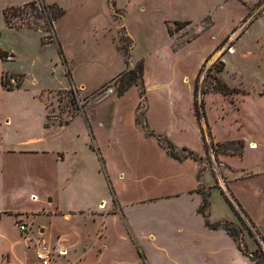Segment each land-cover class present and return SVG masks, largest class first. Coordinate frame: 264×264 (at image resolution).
Instances as JSON below:
<instances>
[{
    "label": "rangeland",
    "instance_id": "374dc122",
    "mask_svg": "<svg viewBox=\"0 0 264 264\" xmlns=\"http://www.w3.org/2000/svg\"><path fill=\"white\" fill-rule=\"evenodd\" d=\"M30 2L55 4L63 11L52 22V33L34 28L46 25L35 8H23ZM6 9H10V23L21 29L7 27L3 17ZM0 51L7 55L0 57V122L8 121L4 137L33 136L36 125L65 124L85 108L97 112L103 106L119 103L118 122L125 120L123 124L131 128L128 135H137L133 130L142 128L147 136L145 73L159 88L151 93L155 106L150 113L152 130L165 134L177 145L190 146L197 154L203 148L199 157L187 147L173 145L181 156L188 155L183 148L192 152L200 174L207 173L203 180H211L210 187L199 186L197 190L206 198L205 213H209L212 203L210 220L228 221L232 216L228 222L238 231L242 253L249 259L264 257V240L236 204L228 185L232 176L219 161L223 149L228 154H241L238 140H225L240 139L247 133L244 126L249 112L258 108L264 114V0H0ZM220 62L223 71H218ZM138 64L142 72L137 73V82L119 96V77ZM216 79L240 92L223 100L213 90ZM195 85L194 113L199 126L191 108ZM130 90V95L119 102ZM242 90L247 94L240 95ZM133 104L134 123L141 128L130 123ZM242 123L244 128L239 125ZM53 128V139H57L59 129L55 125ZM81 128V123L70 124L68 131ZM212 129L220 141L214 138ZM129 163L132 177L124 185L126 189L148 191L163 182L170 184L156 177L161 161L152 175L149 168L145 169L143 182L138 177L141 162L135 158ZM122 165V160L113 158L110 168H105L116 178ZM104 180L107 196L110 186ZM120 190L125 192L123 186ZM223 196L232 202L241 222L233 212L230 216ZM256 217L264 229V213ZM30 233L31 247H44L33 229ZM51 249L55 254L56 249ZM65 258L58 260L62 263Z\"/></svg>",
    "mask_w": 264,
    "mask_h": 264
},
{
    "label": "crops",
    "instance_id": "0c3cea01",
    "mask_svg": "<svg viewBox=\"0 0 264 264\" xmlns=\"http://www.w3.org/2000/svg\"><path fill=\"white\" fill-rule=\"evenodd\" d=\"M144 86L147 136L134 123L135 102L130 123L141 130H133L134 136L128 135L131 128L123 124L124 119L118 122L120 103L97 112L85 108L65 124L36 125V133L26 138L4 137L8 121L0 122V264H39L37 247H31L32 229L43 246L56 249L55 255L66 253V258L59 257L66 259L64 264H255L224 230L205 225L199 212L202 196L197 190L199 186L210 187L211 180H203L207 173L200 174L195 160L178 161L161 146L158 138L191 149L152 130L150 113L155 106L151 93L159 88L145 73ZM242 91L240 95L247 94ZM193 105L191 99L199 126ZM260 112L253 109L245 126L239 124L247 127L240 139L225 140H238L241 154H220L219 161L232 176L228 185L236 204L264 240V229L256 217L264 213V114ZM79 123L81 129L68 131L70 124ZM54 125L59 129L57 139H53ZM212 134L220 141L213 129ZM197 155H203V148ZM113 158L124 162L116 178L105 168H110ZM135 158L141 162L140 182L147 177L145 169L152 175L161 161L156 177L170 184L163 182L148 191L126 189L124 185L132 177L129 162ZM104 177L110 186L107 196ZM122 186L125 192L120 190ZM211 204L208 221L224 220H210ZM18 223L26 225V232H19Z\"/></svg>",
    "mask_w": 264,
    "mask_h": 264
},
{
    "label": "trees",
    "instance_id": "16d2710c",
    "mask_svg": "<svg viewBox=\"0 0 264 264\" xmlns=\"http://www.w3.org/2000/svg\"><path fill=\"white\" fill-rule=\"evenodd\" d=\"M25 6H29L32 8H35L36 11L39 12L40 14V18L42 19V21L44 22V24L46 25L45 28H41L39 26L34 27L36 30L37 29H42L45 30L47 32H51L52 33V22L61 17L63 15V11L56 6L55 4L52 5H44V4H40V3H36V2H30L28 4H25L23 6V8ZM13 11L14 10H18V8H10ZM10 9H6L7 11H4L3 17H4V21L7 25V27L9 28H13V29H21V26H13L10 21H9V17H8V11ZM176 24L181 25V24H188V22H184V23H180L177 22ZM29 27V26H28ZM31 28V27H29ZM168 32L170 33V30H168ZM6 54L4 52L0 51V57L1 58H6ZM64 61V59H63ZM224 69V64L222 62H220V67L218 68V71H223ZM142 72V67L141 64H138L137 67L133 70H129L127 72H125L124 74H122L119 77V80H121V86L120 89L118 91V95L122 96L131 86H133L136 82H137V73L141 74ZM2 86H5L4 82H2ZM213 90L219 92L220 94L224 95V96H228V95H232L233 93H239V90H235L232 88H229L224 82H222V80H215V86L213 87ZM194 108H195V112H196V103H195V98H196V85L194 86ZM161 146L167 151L168 155H170L172 158L180 161L184 158H191L193 160H195L196 158L193 156L192 152L183 149V151H187L188 155L186 154V156H181L179 154H177L174 150V146L166 139H162V138H158ZM232 144V143H230ZM238 145L241 149L242 144L240 142H238ZM228 150L227 149H223L222 152H220L221 154H227ZM233 154V153H232ZM240 154V153H239ZM202 194V193H201ZM226 204L228 205V207L231 209V211L236 215L237 219L241 222L239 215L237 213V211L235 210L232 202L230 200H228L225 196H223ZM206 198L205 196L202 194V205L199 208V212L203 215L204 219H205V225L208 228L211 229H217L220 228L222 230H224L234 241L238 242L237 246L238 248L241 250L242 247L239 245V239H238V231L236 230V228L228 221L222 220V221H218L216 223H210L208 221V214L205 213V210L208 208L207 203L205 202ZM253 256V255H250ZM250 260H252L255 264H264V257L263 256H255L254 258H251Z\"/></svg>",
    "mask_w": 264,
    "mask_h": 264
},
{
    "label": "built area",
    "instance_id": "2783aa9c",
    "mask_svg": "<svg viewBox=\"0 0 264 264\" xmlns=\"http://www.w3.org/2000/svg\"><path fill=\"white\" fill-rule=\"evenodd\" d=\"M109 93H112V90H108ZM17 228L20 233H24L27 230V227L23 223H18ZM66 253L65 252H58L57 255L53 254L51 250L47 247H42L41 249H37L35 253L36 260L39 264H64L61 263L58 258L59 257H65Z\"/></svg>",
    "mask_w": 264,
    "mask_h": 264
}]
</instances>
